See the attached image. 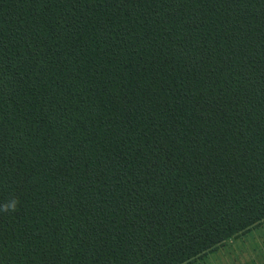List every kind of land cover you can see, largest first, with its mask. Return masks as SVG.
I'll return each instance as SVG.
<instances>
[{
  "label": "trees",
  "instance_id": "trees-1",
  "mask_svg": "<svg viewBox=\"0 0 264 264\" xmlns=\"http://www.w3.org/2000/svg\"><path fill=\"white\" fill-rule=\"evenodd\" d=\"M0 264H187L264 222V0H0Z\"/></svg>",
  "mask_w": 264,
  "mask_h": 264
},
{
  "label": "rangeland",
  "instance_id": "rangeland-1",
  "mask_svg": "<svg viewBox=\"0 0 264 264\" xmlns=\"http://www.w3.org/2000/svg\"><path fill=\"white\" fill-rule=\"evenodd\" d=\"M187 264H264V222Z\"/></svg>",
  "mask_w": 264,
  "mask_h": 264
},
{
  "label": "clouds",
  "instance_id": "clouds-1",
  "mask_svg": "<svg viewBox=\"0 0 264 264\" xmlns=\"http://www.w3.org/2000/svg\"><path fill=\"white\" fill-rule=\"evenodd\" d=\"M20 206V200L18 197H13L9 201L0 205V213H15Z\"/></svg>",
  "mask_w": 264,
  "mask_h": 264
}]
</instances>
